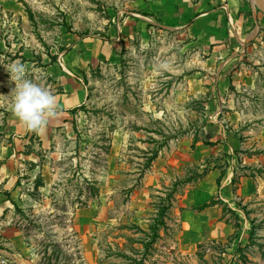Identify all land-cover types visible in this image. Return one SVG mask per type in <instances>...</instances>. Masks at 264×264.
<instances>
[{
    "label": "rangeland",
    "instance_id": "374dc122",
    "mask_svg": "<svg viewBox=\"0 0 264 264\" xmlns=\"http://www.w3.org/2000/svg\"><path fill=\"white\" fill-rule=\"evenodd\" d=\"M162 1L0 0V45L19 49L0 53V117L12 112L15 85L6 71L9 65L23 63L26 79L54 94L58 88L52 87L53 76L47 69L56 59L77 49L70 64L80 59L84 62L75 76L84 84L86 99L80 108L70 111L77 117L68 132L49 136L51 145L46 150L41 149L40 138L34 133L31 146L23 148L16 142V149L31 154L42 173L39 175L44 174L35 180L25 175L17 182L21 210L16 211L15 222L37 257L35 264H77L78 256L68 247L70 216L66 212L84 203V192L92 198L98 193L108 172L104 162H122L127 169V180L121 183L126 191L114 195L120 213L128 194L138 190L143 175L171 140L190 132L211 137L219 122L235 140L250 144L252 131L264 129V6L259 0H247L254 7V17L250 15L244 22L241 47L236 45L240 59L228 70V83L219 103L222 114L215 118L211 114L217 106L209 101V86L199 99L185 91L184 78L194 72L191 61L198 47L183 29L160 23L158 15L165 10L158 5ZM22 49H26L25 54L19 56ZM112 49H122L115 63L110 60ZM116 132L127 137L120 150L113 148ZM260 140L264 141V134ZM86 168L97 181L81 179ZM252 171L262 182L260 195L244 202L252 224L248 247L232 251V238L224 243H205L193 257L178 254L177 200L187 186L193 187L206 174L191 171L162 185L160 195L149 194L147 218L152 224L146 233L102 230L98 243L103 257L108 264H134L135 260L124 255L113 258L117 255L116 239L128 238L129 247L124 248L129 251L132 244H137L134 249L143 245V253L137 256L146 264H264V166ZM213 205L221 206L239 226L227 207L218 201H212Z\"/></svg>",
    "mask_w": 264,
    "mask_h": 264
},
{
    "label": "crops",
    "instance_id": "0c3cea01",
    "mask_svg": "<svg viewBox=\"0 0 264 264\" xmlns=\"http://www.w3.org/2000/svg\"><path fill=\"white\" fill-rule=\"evenodd\" d=\"M158 5L165 7L163 13L158 15L160 23L167 28L183 29L196 43L198 49H194L195 58L191 61L194 72L184 78L185 91L199 99L209 86V101L217 106L211 115L216 118L222 114L219 103L222 102L224 86L228 83V70L240 59L236 45L241 47L244 22L249 21L250 15L254 17V7L247 0H163ZM115 45L119 48V45ZM14 50L19 51L0 45V53L7 54ZM76 50L72 49L64 58H57V62L47 69L53 76L52 87L58 88L53 94L59 106L56 118L49 120L42 130L32 132L12 112L0 117V246H5V249L0 250V264H14L16 261L19 264H35L37 260L23 231L15 222L16 211L21 210L17 202L21 197L17 182L25 175L35 180L37 176L42 178L44 174L39 175L42 173L31 154H21L16 149V142L23 148L31 146L32 136L36 134L42 143L41 149L46 150L51 145L49 136L68 132L69 125L77 117L70 111L80 108L86 99L84 84L75 76L78 69L84 67V62L80 59L78 63L70 64L69 61L76 57ZM25 51L26 49H22L19 56H24ZM112 51L110 60L115 63L121 57L122 49ZM155 118L158 120L159 116L156 115ZM215 127L217 130L211 137H204L202 132L197 135L190 132L181 136L182 138L171 140L143 175L138 190L128 194L129 200L120 213L114 195L120 190L126 191L121 183L127 180V169L122 162L115 165L111 161L104 162L108 172L98 193L92 198L84 192V203L77 204L66 212L70 216L67 226L70 232L68 247L73 256H78L76 263L108 264L98 243L102 230L136 229L141 235L146 233L152 224L147 218L149 194L154 192L160 195L158 190L162 185L166 186L175 181L179 174L186 175L191 171L194 175L204 171L206 174L193 187L187 186L177 200L174 216L180 226L175 244L178 254L193 257L205 243H224L232 238V251L237 247H248L252 224L244 202L260 195L262 179L251 172L253 168L264 166V141H259L264 129L253 130L252 141L244 144L231 137L232 132L226 131L221 123L218 122ZM126 140L124 132H116L113 139L114 150H120ZM261 150L262 152L257 153ZM246 151L250 156L244 154ZM36 169L37 173L33 175ZM86 169V174L81 179L86 182L97 181L94 175L92 178L89 176L88 168ZM243 169L245 171H241ZM212 201H218L227 207L239 226L236 227L230 216L223 213L221 206H210ZM129 244L128 238L116 239L117 255H113V258L124 255L130 261H139L137 254L143 253L140 250L142 245L140 249H134L137 244H132L133 248L128 251L124 247ZM168 251L165 248V252ZM143 264L146 263L143 261Z\"/></svg>",
    "mask_w": 264,
    "mask_h": 264
},
{
    "label": "clouds",
    "instance_id": "9594fccd",
    "mask_svg": "<svg viewBox=\"0 0 264 264\" xmlns=\"http://www.w3.org/2000/svg\"><path fill=\"white\" fill-rule=\"evenodd\" d=\"M12 90L11 111L14 117L29 131L42 130L49 120L59 115L55 96L48 89L26 79V65L14 63L7 67Z\"/></svg>",
    "mask_w": 264,
    "mask_h": 264
},
{
    "label": "trees",
    "instance_id": "16d2710c",
    "mask_svg": "<svg viewBox=\"0 0 264 264\" xmlns=\"http://www.w3.org/2000/svg\"><path fill=\"white\" fill-rule=\"evenodd\" d=\"M75 110H76V109H75ZM202 176H203V175H202ZM159 216H160V215H159ZM153 234H155V236H153ZM152 237H154V239L157 237V234L155 233V230L152 231ZM151 242H153L152 239H151ZM142 246H143V245H142ZM146 246H147V245H145L144 247H146ZM134 262H135V263H134ZM142 262H143L142 259L139 260V261H133L134 264H143Z\"/></svg>",
    "mask_w": 264,
    "mask_h": 264
},
{
    "label": "water",
    "instance_id": "95a60500",
    "mask_svg": "<svg viewBox=\"0 0 264 264\" xmlns=\"http://www.w3.org/2000/svg\"><path fill=\"white\" fill-rule=\"evenodd\" d=\"M260 4H262V6H264V0H259Z\"/></svg>",
    "mask_w": 264,
    "mask_h": 264
},
{
    "label": "bare ground",
    "instance_id": "6f19581e",
    "mask_svg": "<svg viewBox=\"0 0 264 264\" xmlns=\"http://www.w3.org/2000/svg\"><path fill=\"white\" fill-rule=\"evenodd\" d=\"M252 1L257 2L258 0H252Z\"/></svg>",
    "mask_w": 264,
    "mask_h": 264
}]
</instances>
